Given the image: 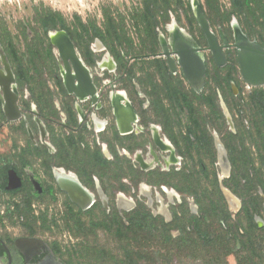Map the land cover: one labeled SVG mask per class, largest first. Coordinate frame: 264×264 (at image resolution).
<instances>
[{"label":"flooded vegetation","instance_id":"1","mask_svg":"<svg viewBox=\"0 0 264 264\" xmlns=\"http://www.w3.org/2000/svg\"><path fill=\"white\" fill-rule=\"evenodd\" d=\"M196 1L208 23L219 21L236 2L215 0L220 11L210 14L204 0ZM180 2L185 20L194 21L203 40L197 36V41L192 40L175 24L166 29L171 21L168 13V23L156 29V46L143 47L137 56L126 58L123 47L106 46L93 37L90 41H95L97 52L108 54L96 62L104 74L100 87L91 65L80 55L79 39L73 40L66 31L50 29L43 37L52 48L55 74L45 70L26 78L17 77L6 47L12 45L19 57L32 53L35 37L30 24L21 26L22 53L8 30L0 36V130L8 127L11 140L10 147H0V154L6 151L10 158L0 165V264H103L104 253L96 243L98 232L120 244L114 240L113 228H103L98 221L110 222L115 215L129 227L126 218L136 210L155 220L132 227L140 246L153 249L154 254L161 252L166 261L188 256L203 264H227L230 257L238 264L261 263L258 252L264 241L257 237L264 234V85L244 82L233 47L221 50L225 62L218 65L198 27L193 0ZM244 3L264 6V0ZM231 19L248 40L264 50V30L256 26V34L263 36L249 37L238 18L231 15L228 23ZM229 26L230 42L222 32L216 36L211 31L220 46L222 38L233 44ZM174 27L180 33L175 38ZM58 33H65L88 70L92 92H67L65 65L50 40V34ZM185 40L191 46L183 45ZM182 46L197 50L191 55L204 66L202 86L200 66L191 71V81L185 77L179 64ZM112 51H119L122 61L115 60ZM73 84L77 86L76 81ZM135 87L147 99L145 111L144 102L137 108L129 93L137 96ZM25 95L32 103L26 110L29 115L23 113ZM13 98L19 118L10 121L4 111ZM245 99L251 104L244 105ZM246 106H250L248 111ZM13 127L20 140L12 135ZM55 145L72 147L74 153L86 148L98 153L106 163L103 171L82 176L80 169L50 160L58 154ZM113 145L120 148L115 150ZM61 173L68 178L60 183L62 187L83 189L89 204L86 209L72 203L60 188L56 176ZM182 173L185 183L179 177ZM57 196L62 198L59 223L48 219L51 210L45 206L46 201L58 203ZM23 218H30V223L17 224ZM168 238H180L186 244L193 240L199 248L177 249L179 243H169ZM168 247L169 251L163 250ZM105 257L106 264H114L119 255L113 257L108 251ZM151 260L148 263H156L155 256Z\"/></svg>","mask_w":264,"mask_h":264},{"label":"trees","instance_id":"2","mask_svg":"<svg viewBox=\"0 0 264 264\" xmlns=\"http://www.w3.org/2000/svg\"><path fill=\"white\" fill-rule=\"evenodd\" d=\"M176 1L177 3L173 0H140L139 7L135 9L131 16L134 28L138 31V36L135 40L129 35H126L122 29V32H120L118 25L115 24L112 18H106L103 23V29L92 24L87 26L83 24L79 18H76L73 25H71V23H68L60 13L45 8L36 13L35 23L37 28H30L29 25V31H31L35 37L32 46L33 52L28 55L23 54L19 57L12 45H9V47H6L8 57L14 64L16 75L19 78L28 77L29 72H33L32 76L41 75L45 70H50V72H52L51 74H55L56 65L52 48L47 43H44L43 40L45 33L50 29L64 30L75 41L81 38V36L76 35L78 30L90 33L89 29H91L92 34L90 33L89 35L90 40L95 37L100 39L106 46L123 47L124 56L126 58L137 56L140 54L143 47L156 46V29L164 26L169 21L167 10L172 6L183 7L180 0ZM244 1L245 0H236L232 5L231 10L225 11L218 22L211 20L209 24L211 26L216 24V22H220L219 24L221 25L228 24L230 16L234 15L238 18L241 29L249 37L256 31V26L264 30V6L254 7L248 3H244ZM204 3L205 8L210 14L219 13L220 7L216 4L215 0H204ZM257 11L260 14L257 15ZM260 19L262 21L259 22ZM188 23L192 26L194 21H189ZM121 24L123 25V23ZM23 29L27 30L26 27ZM134 41L137 42L136 46ZM112 54L115 60L122 61L119 51H112ZM24 63H27L28 66L24 67ZM55 146L59 148V145ZM73 151L72 147H64V149L59 148L58 154L54 157H49V159H55L58 162L74 166L76 170L80 169L82 176L85 174L90 176V173L93 172V170H95V172H98L96 170L103 171L106 163L101 159L98 153L94 155L88 148L81 153H74ZM63 152H66V155H63ZM179 177L183 183L187 181V178L183 173ZM99 178H102L101 175H99ZM105 187L106 185L104 188ZM180 190L183 189L180 188ZM149 221L152 223L155 222V220H151L149 215L143 214L137 210L126 218V223L129 224V227H125L124 222L115 215L110 222L106 219L98 221V225L103 228H107V225H110V227L113 228L114 240L120 244V254L119 257H115L114 264H151L148 262L154 258V250L140 246L138 232L134 231L132 228L146 224ZM181 241L182 239L180 238L173 241L168 238L169 243H179L176 245L177 249L199 248V244L195 245L193 240H191V243L189 244H186L185 242L181 243ZM163 250L169 251L170 247Z\"/></svg>","mask_w":264,"mask_h":264},{"label":"rangeland","instance_id":"3","mask_svg":"<svg viewBox=\"0 0 264 264\" xmlns=\"http://www.w3.org/2000/svg\"><path fill=\"white\" fill-rule=\"evenodd\" d=\"M185 1V0H184ZM200 1V0H199ZM222 3L227 4L228 0H220ZM201 2V1H200ZM140 0H3L0 1V36H4V31L8 30L12 37H14V42L16 43L17 48L20 50V53L24 51V40L21 36V30L22 25L27 23L30 24L31 28H37L35 23V16L37 12L42 11L45 8L51 9L52 11L60 13L68 23H71L73 25L76 18H79L82 23L85 25H95L96 27L103 29V23L106 20V18H112L115 24L118 25L119 31L123 32L126 35H129L134 40L137 38L138 31L134 28L133 25V19L131 16L133 15L135 9L139 7ZM168 15L170 17V23L166 27L169 28L171 25H176L178 28H180L183 33L188 34L192 40L197 41L196 36L199 37L200 42L203 40L200 36V32L197 30L196 24H194L191 28L190 24L187 23L185 20V17L183 15L184 13V7L179 6H173L167 10ZM181 14V17H178V15ZM177 15V16H176ZM183 15V16H182ZM218 22V21H217ZM214 24L213 26L210 25L211 31L217 36L220 32L224 34L226 39L230 42L232 40V32L230 29V23L233 22V19H231L230 23L221 25L219 23ZM123 23V25L121 24ZM238 24V23H237ZM122 29V30H121ZM257 29V28H255ZM192 30L194 31V34L191 36L187 31ZM80 31V30H78ZM90 33L92 34L91 29H89ZM258 31V29H257ZM165 32V33H164ZM162 33L163 35L166 34V30H164ZM89 33V32H88ZM89 33V35H90ZM85 32H78L76 35L81 36L79 38V52L82 56L83 60H86V63L88 65H91L89 68L92 71L93 77L96 81H98V87L101 86L102 79H103V73L98 71L96 68V62L101 60L102 58H105L108 54L105 51L102 53L97 52V49L95 48V41H90L89 37L85 34ZM253 34L256 36H263L262 34H259L256 32H253ZM250 41V40H249ZM135 42V46L137 45V42ZM103 45V44H102ZM210 64H212L210 62ZM33 72L28 73V77H32ZM120 85H117L119 87ZM241 86V85H240ZM246 87V86H245ZM136 88V93H133V91H130L129 93H132V98L135 101L136 107L140 109L141 103L144 101H147L143 99L144 96L139 91L138 87ZM188 88V87H187ZM248 99V98H247ZM247 99L243 102L244 105H250L246 104ZM32 105L30 102V99L28 96H24L22 98V108L23 113L26 115H29L27 113L28 105ZM144 111L147 110V102H144L143 106ZM250 109V106H246L245 110L248 111ZM245 111V115L247 112ZM16 127H13L12 135L17 139L20 140L21 137L19 136L18 132L15 129ZM11 145V140L9 136V129L8 127H3L0 130V147H4L5 149ZM113 147L116 149H119V145H113ZM9 153L5 151V153L0 154V165H3V163H9ZM160 191L157 190L156 193ZM126 197V196H125ZM128 198V197H127ZM58 203L46 201L45 206L48 205L50 207L49 209L51 211L48 212V219L54 218L57 223L59 221L61 222V210L59 208V205L61 204L62 198L60 196H57ZM141 200L144 202V200L141 198ZM56 203V204H55ZM30 218L27 219V221L23 218L22 220H18L17 224L21 223H30ZM41 222V221H39ZM61 229V228H60ZM56 230V232H60ZM20 233V232H19ZM98 237L96 238L97 247H101V251L104 253L103 264H106V257L105 254L108 253V251H112V256L115 257L116 255L120 254V247L112 242V239L101 232H98ZM262 237V238H261ZM259 239H262L264 241V234H258ZM89 238L90 241H92ZM262 251L258 252V255H260L262 261L260 264H264V245H262ZM156 259V263L151 264H203L199 261H193L189 260L188 256H182V257H175L172 258L173 261L169 262L166 261L163 254L161 252H157V254L154 255ZM99 264V262H97ZM92 263V264H97ZM82 264H90L82 262ZM147 264V263H146ZM227 264H238L236 261L233 260L232 257L227 259Z\"/></svg>","mask_w":264,"mask_h":264},{"label":"water","instance_id":"4","mask_svg":"<svg viewBox=\"0 0 264 264\" xmlns=\"http://www.w3.org/2000/svg\"><path fill=\"white\" fill-rule=\"evenodd\" d=\"M193 8L196 14V21L198 27L202 31L208 46V50H210L213 54L214 59L218 63V65H222L224 61V57L221 53L223 48L233 47L237 51V61L239 64L240 73L242 75V79L246 84L252 86H262L264 85V50L257 45L255 42H248L240 40L239 36L235 35L233 31V44L229 45L224 38H222V46H220L211 32L208 21L203 16L198 2L193 0ZM233 23L237 27L238 31L241 32L236 21L231 23V27L233 30ZM242 33V32H241ZM51 44L55 47L59 58L62 63L65 65L66 75L63 76L64 85L67 89L68 93L75 94H87L92 92L91 79L88 70L85 68L81 59L78 58L71 42L65 35V33L58 34H50ZM247 40V38H246ZM60 42H64L65 45H60ZM183 52L175 51V54L182 55L179 59V64L183 67L185 77L191 81V71L200 66L201 72L199 74L200 84H203V74H204V66L201 61L197 60L192 53L197 50H191L188 47L182 46ZM167 54V53H166ZM69 64L72 66V70L70 71ZM9 77L12 78V74L9 69ZM76 85L74 86L73 82ZM5 116L8 120H16L19 118L18 109L16 107V98H13L11 101V106L8 107L5 111ZM228 118V117H227ZM62 190L67 191L68 196L72 203L77 204L83 210L88 207V199L85 198V194H83V189L81 187H75L72 191L67 190L66 188L60 186ZM102 196V195H101ZM103 198V196H102ZM104 199V198H103Z\"/></svg>","mask_w":264,"mask_h":264},{"label":"bare ground","instance_id":"5","mask_svg":"<svg viewBox=\"0 0 264 264\" xmlns=\"http://www.w3.org/2000/svg\"><path fill=\"white\" fill-rule=\"evenodd\" d=\"M0 1H3V0H0ZM174 31H176V32L174 34H172V37L173 38H175L176 34L180 35V33L177 31L176 27H174ZM233 31L235 32V35L236 36H239L240 37V40L241 41L243 40V42H245V41L252 42V41H249L248 39L246 40V37L244 36V34L241 33L240 31H238V29H237V27L235 26L234 23H233ZM161 42H162V45L163 46L166 45V42H165V40L162 37H161ZM182 44L183 45L191 46V43L189 41H186V40ZM61 45L64 46L65 43L63 42V44H61ZM63 72L66 74V70H64V68H63ZM56 177H57V180H58L59 184L60 183L63 184L65 182H68V178L64 177L62 173L60 175H57ZM73 184H75V183H73ZM61 186H63V185H61Z\"/></svg>","mask_w":264,"mask_h":264},{"label":"built area","instance_id":"6","mask_svg":"<svg viewBox=\"0 0 264 264\" xmlns=\"http://www.w3.org/2000/svg\"><path fill=\"white\" fill-rule=\"evenodd\" d=\"M246 88H248V86L246 85Z\"/></svg>","mask_w":264,"mask_h":264}]
</instances>
